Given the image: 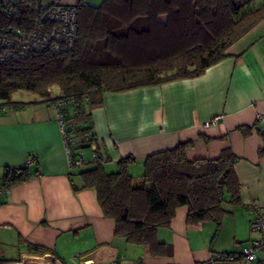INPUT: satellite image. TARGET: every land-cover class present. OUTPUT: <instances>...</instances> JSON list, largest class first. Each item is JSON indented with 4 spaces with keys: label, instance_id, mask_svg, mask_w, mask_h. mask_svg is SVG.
Here are the masks:
<instances>
[{
    "label": "crops",
    "instance_id": "crops-1",
    "mask_svg": "<svg viewBox=\"0 0 264 264\" xmlns=\"http://www.w3.org/2000/svg\"><path fill=\"white\" fill-rule=\"evenodd\" d=\"M58 1L64 6L80 2ZM226 55L194 79L104 93L101 105L91 110L107 173L132 156L130 174L141 173L133 175L140 180L147 157L182 143L193 144L186 153L190 161L216 160L230 150L242 203H225L227 215L219 226L189 224L188 208H179L170 227L158 231L170 253L161 257L116 237V223L104 216L96 191H75L80 171L69 168L51 95L35 107L0 105V182L6 169L36 159L28 168L32 178L0 197V264H242L219 258L236 256L259 238L250 229L251 205L261 206L264 214V20ZM215 118V126L204 127ZM85 158L89 161L91 153Z\"/></svg>",
    "mask_w": 264,
    "mask_h": 264
},
{
    "label": "trees",
    "instance_id": "trees-1",
    "mask_svg": "<svg viewBox=\"0 0 264 264\" xmlns=\"http://www.w3.org/2000/svg\"><path fill=\"white\" fill-rule=\"evenodd\" d=\"M82 2L77 5L78 38L72 52L17 54L0 65L1 106L24 105L12 102L17 91L49 98L58 87L54 104L72 101L61 113L76 151L97 156L96 162L76 169L81 183L75 191H96L104 216L116 223V237L146 248L151 256H168L158 231L170 227L179 208H188L189 224L219 226L227 215L224 204L242 203L235 156L228 150L216 160L190 161L186 153L193 144L182 143L147 157L138 181L130 174L136 161L132 156L122 158L115 173H107L91 110L101 105L107 92L203 75L264 20V0H103L99 6ZM26 3L20 20L0 16V35L9 25L33 27L37 15L29 6L34 0ZM32 176L27 167L8 168L3 183L13 187Z\"/></svg>",
    "mask_w": 264,
    "mask_h": 264
},
{
    "label": "built area",
    "instance_id": "built-area-1",
    "mask_svg": "<svg viewBox=\"0 0 264 264\" xmlns=\"http://www.w3.org/2000/svg\"><path fill=\"white\" fill-rule=\"evenodd\" d=\"M28 0H0V16L9 21L20 20L21 9L27 5ZM31 9L36 13L33 27L29 29H18L14 25H9L0 35V65H6L13 61L17 54L24 56L52 52L57 55L72 52L78 38V7L64 6L58 0H34ZM72 103L60 101L54 104L58 121L60 122L69 168L74 171L82 169L86 165L85 152L76 151V142L67 134L62 109ZM219 118L207 122L204 127L215 126ZM89 161L96 162L97 156L91 153ZM36 163L34 157H29L26 166L29 168ZM10 187L0 182V197L8 194ZM249 210L255 214L251 221L250 229L259 235V238L244 247L240 254L236 256H223L219 260L223 262H233L240 260L242 264H264L260 256L264 254V214L261 206L251 205ZM1 228V226H0ZM42 253V250H38ZM51 264H61L55 261ZM81 264H92V262L82 261ZM142 264V263H138ZM205 264H215L214 261Z\"/></svg>",
    "mask_w": 264,
    "mask_h": 264
},
{
    "label": "rangeland",
    "instance_id": "rangeland-1",
    "mask_svg": "<svg viewBox=\"0 0 264 264\" xmlns=\"http://www.w3.org/2000/svg\"><path fill=\"white\" fill-rule=\"evenodd\" d=\"M101 1L102 0H98L96 2H92V5L99 6L101 4ZM52 90H53L54 93H51V95L54 96V98L58 97L59 88L58 87H54ZM52 90H51V92H52ZM41 99H42L41 96L33 94V93H30V92H27V91H17L15 93H13V95H12V102H15V103H18V104L19 103H23L25 106H30V107L31 106H34V107L37 106L36 103L38 101H40ZM1 104H3V103L0 101V105ZM10 105L13 106L12 104H9V105H6V106H10ZM24 105H22V106H24ZM86 152L90 153L89 150H86ZM140 174L141 173H138V174H135V175H137L136 177H140Z\"/></svg>",
    "mask_w": 264,
    "mask_h": 264
}]
</instances>
